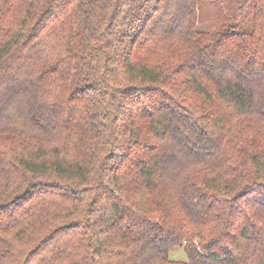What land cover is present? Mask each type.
Masks as SVG:
<instances>
[{
    "label": "trees",
    "instance_id": "1",
    "mask_svg": "<svg viewBox=\"0 0 264 264\" xmlns=\"http://www.w3.org/2000/svg\"><path fill=\"white\" fill-rule=\"evenodd\" d=\"M0 264H264V0H0Z\"/></svg>",
    "mask_w": 264,
    "mask_h": 264
},
{
    "label": "rangeland",
    "instance_id": "2",
    "mask_svg": "<svg viewBox=\"0 0 264 264\" xmlns=\"http://www.w3.org/2000/svg\"><path fill=\"white\" fill-rule=\"evenodd\" d=\"M211 12L212 11H210L208 13L210 14ZM170 259H172L174 261H179V262L187 261V258H186V256H185V254H184L182 249H180V250L178 249L175 252L171 253Z\"/></svg>",
    "mask_w": 264,
    "mask_h": 264
}]
</instances>
